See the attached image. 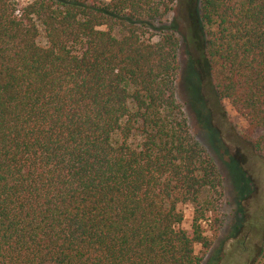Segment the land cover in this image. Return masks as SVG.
Instances as JSON below:
<instances>
[{"label": "trees", "instance_id": "obj_1", "mask_svg": "<svg viewBox=\"0 0 264 264\" xmlns=\"http://www.w3.org/2000/svg\"><path fill=\"white\" fill-rule=\"evenodd\" d=\"M174 1L0 0V264H201L224 185L177 98ZM196 23L264 156V0H198Z\"/></svg>", "mask_w": 264, "mask_h": 264}, {"label": "rangeland", "instance_id": "obj_2", "mask_svg": "<svg viewBox=\"0 0 264 264\" xmlns=\"http://www.w3.org/2000/svg\"><path fill=\"white\" fill-rule=\"evenodd\" d=\"M28 0H18L19 4ZM106 1V0H104ZM198 0H175L169 20L181 38L180 70L176 93L183 104L192 133L214 159L223 177L221 225L202 223L210 240L201 264H261L259 260L264 226V156L254 153L244 140L246 122L226 100H218L207 85L201 33L197 28ZM260 135L255 131L252 135ZM180 228L190 231L193 209L180 206ZM200 249L198 245L196 251Z\"/></svg>", "mask_w": 264, "mask_h": 264}]
</instances>
